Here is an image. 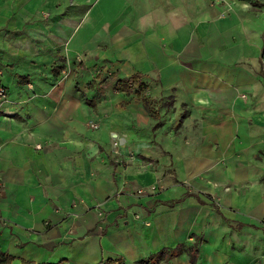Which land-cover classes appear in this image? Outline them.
I'll list each match as a JSON object with an SVG mask.
<instances>
[{
  "label": "crops",
  "instance_id": "1",
  "mask_svg": "<svg viewBox=\"0 0 264 264\" xmlns=\"http://www.w3.org/2000/svg\"><path fill=\"white\" fill-rule=\"evenodd\" d=\"M0 82L4 264H264V0H0Z\"/></svg>",
  "mask_w": 264,
  "mask_h": 264
},
{
  "label": "trees",
  "instance_id": "2",
  "mask_svg": "<svg viewBox=\"0 0 264 264\" xmlns=\"http://www.w3.org/2000/svg\"><path fill=\"white\" fill-rule=\"evenodd\" d=\"M132 81V79L129 80H125V83H128ZM116 83H120V80H117ZM162 250L158 251L156 253H152L149 256H147L146 258H143L141 260H137V263H153L154 260H156V258H158L159 256H161L162 254ZM10 258V255L1 251L0 250V264H4L5 262H7ZM115 261H118V263L120 264L122 262V258H116V259H112L109 257H103L101 259H99L95 264H114ZM41 264H59V262H54V263H41Z\"/></svg>",
  "mask_w": 264,
  "mask_h": 264
},
{
  "label": "built area",
  "instance_id": "3",
  "mask_svg": "<svg viewBox=\"0 0 264 264\" xmlns=\"http://www.w3.org/2000/svg\"><path fill=\"white\" fill-rule=\"evenodd\" d=\"M98 70V69H97ZM6 100V95H5V88L4 86L1 84L0 82V105L2 104V102ZM93 127H95V124H92ZM116 143V142H114ZM113 143V144H114ZM38 146V144H35V147ZM115 151V149H114ZM150 189H153L154 188V185H150L149 186ZM0 189H1V183H0ZM144 192V189L141 188V187H138L136 188L135 190V193L138 194V193H142ZM259 222L261 224V226L264 228V216H262L261 218H259ZM3 223H6V219L5 217H3L2 215H0V225L3 224Z\"/></svg>",
  "mask_w": 264,
  "mask_h": 264
},
{
  "label": "rangeland",
  "instance_id": "4",
  "mask_svg": "<svg viewBox=\"0 0 264 264\" xmlns=\"http://www.w3.org/2000/svg\"><path fill=\"white\" fill-rule=\"evenodd\" d=\"M67 73H68V68L67 67L64 68V70L62 69L61 78L65 77L67 75ZM95 73H97V75L100 74V75H102L104 77L110 74L107 71H106V74L105 73L103 74V73H101L100 70H97V68L95 69ZM133 215H134V217H137V214L134 213ZM258 221H259V218H258ZM146 223H148V222L146 221ZM225 240H226L225 235H222V241H225ZM221 264H231V262H229V261H221Z\"/></svg>",
  "mask_w": 264,
  "mask_h": 264
}]
</instances>
